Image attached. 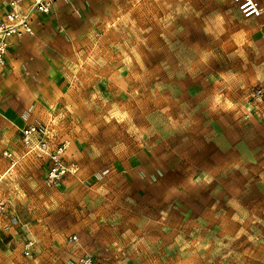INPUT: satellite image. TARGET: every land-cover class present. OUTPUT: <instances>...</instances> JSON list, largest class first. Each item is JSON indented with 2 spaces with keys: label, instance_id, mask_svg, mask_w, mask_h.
I'll return each mask as SVG.
<instances>
[{
  "label": "rangeland",
  "instance_id": "rangeland-1",
  "mask_svg": "<svg viewBox=\"0 0 264 264\" xmlns=\"http://www.w3.org/2000/svg\"><path fill=\"white\" fill-rule=\"evenodd\" d=\"M84 7L57 22L52 10L37 14L35 34L20 38L30 42L0 67V116L10 103L25 126L39 125L69 169L49 182L50 156L23 145L41 195L28 209L48 225L68 185H81L77 220L131 214L122 245L102 248L106 261L82 257L100 264H264V31L233 0ZM8 77L33 99L15 109L24 88ZM17 167L9 182L22 187ZM142 214L152 216L143 228L131 221Z\"/></svg>",
  "mask_w": 264,
  "mask_h": 264
},
{
  "label": "crops",
  "instance_id": "crops-1",
  "mask_svg": "<svg viewBox=\"0 0 264 264\" xmlns=\"http://www.w3.org/2000/svg\"><path fill=\"white\" fill-rule=\"evenodd\" d=\"M23 1L26 2L27 0ZM257 1L264 10V0ZM86 2L87 0L58 1L52 8V18L57 22L61 20L65 13H68L70 18L74 19L77 12H83ZM7 9L6 0L5 9L2 11ZM38 16L36 15L33 21L35 31L39 28L38 22H36V17L38 18ZM39 18L45 19L46 17L40 15ZM252 19H254V22H250L249 24L258 27L255 32L260 33L264 31V13L262 16ZM29 42L30 38L14 39L10 45L6 61L8 60L10 63L13 59L12 57L17 56ZM9 77L5 79V84L10 85L13 83L18 88H24L18 96L21 99L12 102L16 109L22 102L32 100L33 95L25 90L26 84L24 80L14 81V78L10 79ZM1 108L8 115L5 118L0 116V175H3V183L2 186L0 184V189H2L1 191L5 194L6 199L10 201V204H8L7 211L0 212V264H80L82 257L86 254H97L100 259L106 261L105 250H102V248L106 246L119 247L122 245L124 240H122L120 224L125 219H128L131 214H122L123 212L120 209L113 208V212H110L111 209H109L110 211H106L102 217L95 210L96 213L93 215V218H95L94 223L95 226L97 225L96 227L93 226L94 223H92L93 225L91 224L93 221L88 217L82 218L81 215L79 220H77L78 213H75V204L73 203H75L74 200L76 199L78 203L79 200L80 202L84 200L81 197L83 194L79 192L81 191L79 188L84 189V186L80 185V187L72 191V188L68 185L69 191L65 194V198L68 200L62 202L61 200L65 199L62 197L60 202L58 201L53 204L49 212L51 223L48 225L42 223V213L31 212L28 209V207L30 208V202L28 203V201L41 199V195L39 191H36L39 181L35 180L34 175H30L29 167L25 166V156L22 154L25 151V146L23 147L22 143V134L16 133L17 127L20 124L24 127L26 123L21 121L22 117L18 116V112L16 113L15 110L10 109V103L7 104L6 108L2 106ZM34 113L36 114V112ZM35 114H32L31 117H35ZM20 130L21 127L19 128ZM3 150L15 152L17 163L13 167L18 166V174L21 177L22 187L16 183L13 186L10 184L9 179L11 178L10 174H13V172L11 173L13 167L9 168L10 161L2 156ZM65 182L69 184L67 180ZM9 186L13 188L10 189ZM28 191L31 194L27 195ZM33 213L35 214L34 216ZM36 216L38 217L36 218ZM60 216L65 217L64 221L56 222ZM151 218L150 214H142L137 217L133 215L131 221L143 228L144 224ZM91 226L93 227L89 228ZM137 232H141L140 228ZM23 237L30 240L32 238L35 242V245L31 249L33 255L35 254L32 260H29V257H24L22 254L24 243L20 239ZM128 240L136 242L137 237L129 238ZM136 243L134 246L137 245Z\"/></svg>",
  "mask_w": 264,
  "mask_h": 264
},
{
  "label": "built area",
  "instance_id": "built-area-1",
  "mask_svg": "<svg viewBox=\"0 0 264 264\" xmlns=\"http://www.w3.org/2000/svg\"><path fill=\"white\" fill-rule=\"evenodd\" d=\"M61 0H8V9L0 11V67L6 63L10 45L14 39H20L24 35H33L35 30L33 21L39 13H49L56 2ZM237 4L244 17H260L264 10L257 0H233ZM42 129L39 125L28 124L22 128V143L28 152H39L50 156L52 166L48 172V181L53 183L61 179L67 172L68 167L59 159L61 150L51 151L49 144L42 136ZM2 156L10 161L12 168L16 163V157L9 151L3 150ZM3 175H0V184ZM6 208V201L0 195V212ZM75 239V237H73ZM24 253L29 256L33 242L25 245ZM80 264H100L90 256L84 257Z\"/></svg>",
  "mask_w": 264,
  "mask_h": 264
}]
</instances>
